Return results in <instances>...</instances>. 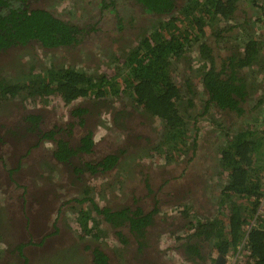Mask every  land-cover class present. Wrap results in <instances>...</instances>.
Instances as JSON below:
<instances>
[{
  "label": "trees",
  "instance_id": "trees-1",
  "mask_svg": "<svg viewBox=\"0 0 264 264\" xmlns=\"http://www.w3.org/2000/svg\"><path fill=\"white\" fill-rule=\"evenodd\" d=\"M34 1L0 0V57L9 56L14 75H21L9 82L5 75L0 77V104L3 101L0 112L9 103L11 107L15 104L10 111L15 118L20 114L18 106L30 111L29 106L15 103L19 100L14 98L22 90L27 91L29 96L40 99L39 107L42 108L32 113L22 112L18 120L20 125L14 123L6 132H0V155L6 153L5 158L0 156V163L2 160H12L14 163L12 169L0 166V186L8 188L10 194L17 196L20 195L18 190L22 188L23 196H26L27 186L20 184L14 176L20 175L25 165L36 161L34 158H41L43 162L53 165L60 162L63 167L61 180L55 182L68 183L69 175L81 179L76 184L79 190L93 174L114 168L118 156L126 153V150L108 151L98 161L96 156H92L96 146L94 134L104 124V103L111 102L114 98L131 96L137 105L161 120L164 136L162 143L159 142L156 147L161 156L167 153L161 147L162 144L171 148L170 150L184 151L188 135L186 125L190 116L194 115L192 122L197 124V119L205 113L204 110L209 106L214 107L223 112V117L232 118L238 123L234 124L235 131L232 134L227 130L233 126L231 123L221 128V132L219 130V138L222 141L225 138L227 142L220 147L218 162L223 172L226 171L228 179L221 187L217 215L210 221L199 219L196 222L197 228L193 236L200 238L199 244L185 243L183 248L197 262L206 259L214 264L217 255L225 254L230 259L233 258L234 264H264V220L260 212L263 208L261 203L264 190L260 181L262 167L259 166L264 156V128L256 134L253 130H247L252 123L247 117L251 116L249 113H254L255 104L250 103V83L242 71L244 67L256 62L259 54L264 52V1L185 0V5L176 7L177 0H100L98 5H103V15L114 12L117 18L125 20V24H131L132 29L138 27L142 30L140 20L146 17L153 20L169 17L167 20H159L147 35L139 36L137 46L128 53L118 55L119 52H116V55H112L111 66L115 70L114 74L108 76H95L83 71V67L74 68L75 63L81 61L80 46L84 42L93 43L90 38L95 37L93 34H100L102 25L97 28L76 18L62 16L58 9L36 6ZM116 4H123L125 9L120 6L116 10ZM248 6L260 13L254 22L248 18ZM127 10L131 13L127 14ZM257 21H260L263 28L256 34V27L253 25ZM222 22L230 27L241 28L238 30L243 33L235 38L224 39L230 29H223ZM114 26L119 29L122 25L114 21ZM124 31L126 30L123 28L121 33ZM134 33H138V30ZM199 36L203 40H213V44L202 42L198 54H188L192 60L198 61L196 66L199 67L194 69L193 76L202 80L207 95L205 103L198 98V104L204 109L201 113L195 110L196 93L191 91V81H187L188 90H184L189 92V96L184 99L178 87L180 85H177L169 71L175 61H180L182 51L186 50L183 49L185 42L196 40ZM218 39L224 41L218 43ZM35 45H39L42 52H45L43 58L56 55L55 61L48 64L51 67L41 69L42 59L32 61L27 67L21 57L13 60L15 51L30 49ZM90 48L93 50L92 45ZM36 67L40 69L35 71ZM53 95L65 104H70L67 118L69 124L64 125L54 113L49 114L47 107L42 104L44 97L50 96L51 100ZM106 95L108 98L104 100ZM85 96L89 98H84ZM114 112L110 111V120L117 117ZM253 115L256 122L264 124L263 115ZM5 117L0 113V127H3ZM72 117L78 120L77 125L74 123L77 127L74 134L68 129L72 126ZM14 138L28 139L22 143L24 151L18 156L11 150V139ZM36 149L38 151H34ZM172 157L170 153L164 156L167 160ZM19 177L22 178L21 175ZM92 189L86 183L79 196L73 198V201L80 204L75 212L80 218L81 236L99 231L95 228L98 221L91 226L89 224V221L98 220L92 213L100 216L101 224L106 222L117 227L125 223L142 232L145 225L152 224L157 216L156 208L145 212L141 208L112 209L108 205H102L97 199L89 197ZM26 197L30 198L32 205L40 203L29 195ZM244 237L245 246H239ZM189 238L191 235L186 237V242ZM208 240H213V245L208 246ZM97 252L98 264H105V255L100 250Z\"/></svg>",
  "mask_w": 264,
  "mask_h": 264
},
{
  "label": "flooded vegetation",
  "instance_id": "flooded-vegetation-1",
  "mask_svg": "<svg viewBox=\"0 0 264 264\" xmlns=\"http://www.w3.org/2000/svg\"><path fill=\"white\" fill-rule=\"evenodd\" d=\"M99 1L100 0H93L92 2H95L94 5L91 1H89V6H86L89 10L85 11L84 15H82L83 17H81V22L85 24L90 23L97 28H100L102 25L103 30L100 34H93L95 37L90 38L93 43L85 44L84 42L83 45L80 46L79 54H81V61L79 63H75L74 68L78 67V69H81L83 67V71L94 74L95 76H108L114 74L113 70L115 69L111 66L112 58L108 62V67H102V60L105 59V56L108 57L107 50L110 51L111 48L117 49L114 52H119L118 55L128 53L131 49L137 46V41L139 40L138 37L143 34L147 35L152 27H155L159 23L160 19L153 20L146 17L145 19L140 20L142 30L138 27L136 29H132L131 24H125V20L122 19V17L117 18V15H115L114 12H108V15H103L101 10L103 5L99 6ZM185 3V0H177L176 7H181L182 5H185ZM33 4L55 10V7H53L48 0H35ZM120 6L124 8L123 4H120ZM120 6L117 5L114 8L118 10ZM130 10H127L126 13H131ZM247 13L249 15L248 18L253 22L260 14L250 6L247 8ZM251 13H255L254 18ZM164 19L167 20L169 17L164 16L161 20ZM114 21L121 23L122 26H120L119 29H116ZM221 26L223 29L227 27L230 29L228 34H225L224 39L227 37L235 38L236 32L234 35L232 31L237 30L236 26L230 27L225 22H222ZM123 28L126 31L121 33ZM262 28L263 27L261 26L260 30ZM256 29L255 32L257 34L260 30ZM136 30H138V33H134ZM262 36L264 37V33ZM224 39H218V43L224 41ZM202 42L203 44H213V40H203L200 36L197 37L196 40H188L185 42L186 45L183 49L186 50L182 51L180 61L177 63L175 61L169 71L171 72L173 79L176 80L177 85H180L178 87L179 90L182 91L184 99L189 96V92H186V90H188L187 81L190 80L192 88L191 91H195L196 93L195 99H202V103H205L207 95L205 94L202 80L199 78L195 79L193 76L194 69L199 67L196 66L198 61L192 60L191 56H188L190 53L198 54V48H200ZM94 43L98 44L99 49L94 47ZM87 44L88 46H86ZM91 45L93 50L90 48ZM30 48L34 49L33 52H35V54H37L36 49H38L39 52L43 51L39 45H35ZM211 54L215 55L212 51ZM55 56L56 55H47L43 58L41 54H39L35 61L42 59L43 67L41 69L45 70V68L51 67L48 64L55 61L57 58ZM4 57L9 58L7 55L0 57V64H5ZM15 59L16 57H13L14 61ZM257 61L250 64L248 68L244 67L245 69L243 68L242 71L244 72L247 71L246 69H249L263 72L264 52L259 54ZM31 62L32 61H30V63ZM257 64H260V67H255ZM65 67L68 66L65 64ZM39 69L40 67H36L35 71H38ZM181 70L185 73L184 77ZM180 71L181 73L178 74ZM3 75L10 76L8 73H5L0 75V77ZM251 76L254 77L253 74ZM16 79L17 78L14 77L13 81ZM179 79H181V81H179ZM7 81L9 82L12 80L8 78ZM249 87L251 96L252 89L251 86ZM27 93V91L22 90L18 96L14 98V100L18 98L19 101H16L15 103L29 106L30 111L23 106H18L20 114L17 118H15V116L10 112L12 111V107H15V104L11 107V103H9L7 107L4 106L1 108L2 110L0 113L6 115V117L3 127H0V132H6V130L14 123L20 125L18 120L22 112L32 113V111L42 109L39 107L41 100L36 99V96H29ZM51 97V100L50 96L44 97V102L42 104L47 107L49 114L52 115V113H54L55 117L60 119L64 125L69 124L67 118L69 115L68 109L70 108V104H65L61 99H57L56 95ZM84 98L89 97L85 96ZM107 98L108 96L106 95L104 100H107ZM2 103L3 101H1L0 105H2ZM254 104H258L260 106L262 105V101L255 102ZM113 110L115 111L114 113L117 114V117L114 120L119 119L118 116L120 115L121 120L116 123L113 121L112 126L116 124L119 130L124 131L121 132V137L116 139L115 143L111 145L107 140L106 135L110 126L109 124L108 127L107 125L104 126L101 124L99 129L94 134V141L96 142L95 145H101L103 147L102 153L100 154L101 156H99L95 150L93 155L96 156V161H98L99 159H102L104 154L108 153V151L117 152L120 151V149H123L126 150V153L122 154L120 157L118 156V162L114 168L107 172L100 173V177L97 181L95 178L98 174H93V176L86 179L84 185H82L79 190V188H76V184L81 179L73 178L68 175V183L61 181V184H58L55 181L59 179L61 180L60 174L63 171V167L60 162L53 165L43 162L44 160L41 158H38V160L34 158L36 161L28 163L20 171L21 174L18 173L22 176V178L19 177L20 175L14 177L20 184L23 183L27 186L26 196L29 195L36 201L39 200L40 203L37 202V204L32 205L30 198L28 199L26 196H23L22 188L21 190H18L20 195L17 196V194H10L8 188L0 186V264H79V258L83 260L81 264H98L99 252L97 251L99 250L105 255V264H212L210 263L211 261H207L206 259L197 262L192 255H189L184 251L183 246H185V243L199 244L200 238H194L193 236V233L197 228L196 222L199 221V219H203V221H210L217 215L214 211L218 210L213 209L212 214H210V211L204 214H197L193 213V207L188 208V206H184L182 209L172 212L173 216L171 215L170 217L165 218L159 215V193L157 194L158 190L156 191L153 188V181L149 175V169L152 166L159 172L160 175L165 176L164 174L168 166L157 167L152 163H149L146 158H148L150 154L160 157L161 160L165 159L166 161L173 163L177 162L179 157H176L173 153L168 152L171 148L165 146L164 144H162L161 147H163L164 151L170 153L173 157L171 160H167V158H164L167 153H164L163 156L160 155V151L156 147L159 142L162 143L163 141L164 129L161 126L160 129L162 134H160L158 137L159 139H156L154 144H151L148 148L143 149L144 152H141V148L138 150L137 147L140 145L139 141L145 143V141L150 138L148 131H150V133L151 130L154 131L157 126L156 122H161V120L147 113L142 107L133 101V98L131 99V96L130 98L125 96L124 98L119 97L115 102ZM214 110L218 111L216 108H214ZM219 112L220 115L223 114L222 111ZM262 115L264 118V109ZM70 121L72 122V126L68 129L71 131V134H74L77 131V127L74 123L77 125L78 120L77 118L72 117ZM261 126L264 128L263 123ZM230 130L231 128L228 129L229 132ZM194 140L195 139L193 138L191 144L192 154H187L188 161L192 160V156L197 155L194 153V150H198L196 145H194V143H196ZM11 141L13 143L11 150L18 156L24 151L22 143L28 141V139L14 138L11 139ZM109 146L110 148H108ZM188 146L189 145H186L184 151L176 153L180 154L187 151ZM34 151L38 150L36 149ZM34 153L37 154V152ZM141 153H144V155H142L139 161L136 162L135 159L141 156ZM4 155H6V153L0 156L5 158ZM38 156H42V154H38ZM144 156L145 158L141 160ZM262 160L264 161V157ZM214 161L215 157H213V164H210V167L213 169H215ZM262 164L264 168V163ZM13 165L14 163L12 160H2L0 163L1 167H6L7 169H12ZM206 167L208 168V166ZM36 169L37 171H35ZM199 169L201 172L196 174V176L200 178L203 175V165L202 167L199 166ZM204 170L206 171L207 169L204 168ZM126 172L131 173L127 176ZM224 173L226 175V171ZM260 181L261 183L263 182L262 187L264 188V179L262 177H260ZM86 183L87 185H91L93 188L92 191L89 192V197L97 200H99V198L95 197V193H97V195H101L107 188L113 190L112 192L110 191L112 199L108 202H105L107 199H103L102 201L105 203H101L102 205H108L112 209L130 207L132 210L141 208L143 211L148 212L156 208L157 216L154 219V222H152V224H146L143 229L144 231L142 232L141 230L138 231V229L134 230L129 226V224L126 225L125 223L117 227L107 224L106 222L101 224L100 216H94L92 213V215L98 218V220L95 219L93 221H89V224L91 226L95 223V221H98L99 224H97L95 228H98L99 231L95 234L81 236V229L79 225L80 218L76 214L77 211L75 212L74 210V216L71 220L68 212L71 209H75L76 204H79L75 200L73 201V198L79 196V193L82 192ZM114 186L117 188L116 190L114 189ZM209 187H211V185H209ZM221 187L219 189V193H217L219 195V200ZM139 190L142 192L140 195H138ZM114 192H116L117 195H113ZM38 195H40V197H36ZM219 200L217 201V205H219ZM261 204H263V208L260 209V212L261 217L264 220V198ZM31 209L37 213V217L33 219V221L28 217V211ZM22 214L24 222L21 223L18 221V217ZM168 225L171 232H168V236H164L165 233L162 232H166L165 228ZM188 235H191V238H189L186 242V237ZM168 239L172 240L166 242V245H164V243L161 244L162 241ZM245 244L246 237L242 239L239 246H245ZM207 245H213V240H208ZM74 247H77V249L74 250ZM220 256H224L223 264H234L233 258L230 259L229 256L225 254L217 255L214 264L217 263ZM35 259H37L38 263L34 262Z\"/></svg>",
  "mask_w": 264,
  "mask_h": 264
},
{
  "label": "rangeland",
  "instance_id": "rangeland-1",
  "mask_svg": "<svg viewBox=\"0 0 264 264\" xmlns=\"http://www.w3.org/2000/svg\"><path fill=\"white\" fill-rule=\"evenodd\" d=\"M48 1L49 3H51L53 7H55V9L59 10L62 16H66L69 18H76L78 21L80 19L81 21L82 20L81 17H83L82 15H84L85 11L89 10L86 6H89L90 4L89 1L92 2L93 0H48ZM92 3L93 5L95 4V2H92ZM251 14L254 18L255 13H251ZM259 16L260 14L257 16L256 20L259 18ZM259 23L260 21H257L253 26V27H257V30H260V27H261ZM238 29H241V28H238ZM238 29L236 31L233 30L232 33L234 35H235V32H236V35L243 33L241 30H238ZM243 30L246 31L245 29ZM248 32H251V30H249ZM248 32H246V34H248ZM94 47L98 48L99 46L97 43H94ZM33 50L34 49H31V48L30 49L28 48L20 49L17 52L15 51V57L16 58L21 57L22 59H24L26 62V67H27V65H31L30 61H35L39 54H41V56L43 57V54L45 53V52H39V50L36 49L37 54L34 55L32 53ZM116 50L117 49H113V48H111L110 51L107 50V53L109 55L107 54L108 57L105 56V59L102 60L101 62L102 67L104 68L108 67V62L112 58V55H116L115 54L116 52H114ZM9 59L10 58H5L4 59L5 64L3 63L0 64V75L8 73V75L10 76H6V77L10 78L11 80H13L14 77L19 78V76L21 75L20 74H18V76L17 74L14 75V72L12 71L13 67L10 64ZM259 65L260 64H257V66L255 67H260ZM246 70L247 71H244L243 74L249 77V83H250L249 86H251V89H252V93H251L252 97L250 96V99H251L250 103L254 105L255 102L262 101V105L260 106L258 104H255L254 113H249L251 114V116L247 117L249 120H252V123L251 125L247 127L248 129L247 128L246 129L253 130L254 134H256L261 131L262 126L259 122L255 121L254 119L255 116L253 114H257L261 116L263 113V109H264V71L260 72L258 70H249V69H246ZM181 71L184 77L185 73L183 70ZM181 71L178 74H180ZM252 74L254 77L251 76ZM122 97L124 98V96ZM117 99L118 98H114L110 103H104L106 108L104 109L105 114L102 116V118L104 119V124L102 125L104 126L107 125L108 127V124H109L110 126L108 132H106L107 133L106 135H107V140L110 142L111 145L115 143L116 139H119L121 137L122 135L121 132L124 131V130L122 131L119 130L116 124L112 126L113 121L114 123H116L121 120V115L118 116L119 119L117 120L109 119L110 111L114 109L112 107L115 106V102ZM195 100L197 103L195 110L201 113L204 109L200 107V104H198V99H195ZM204 112L205 113L201 114L198 117L197 124H194L192 122L194 120L193 114H192L193 118L190 116V118L188 119V124L186 125L188 139L184 143V145H189L187 147V151L180 153V154L176 153L177 151L175 150L168 151L170 153H173L174 156L179 157V160L177 162L171 163V162L166 161L164 158H163L164 160H161L160 157H156L150 154L148 158H146L149 163H152L153 165L157 167L168 166L164 174L165 176L160 175L159 172L156 169H154L152 166L149 169L150 171L149 175L151 176V180L153 181V188L156 191L158 190L157 194L159 193L158 200L160 201V203L158 206V209H159L158 212L160 216H163L165 218L170 217L171 215L173 216L172 212H176L177 210L182 209L184 206H188V208L193 207L194 209L193 213L204 214V213H207V211H210V214H212L213 209L216 210L217 201L219 200V195L217 193H219L220 187L227 181V175H225L224 173L225 171L223 172L218 162L219 156H220V147L224 146L227 141L225 138H223V141L222 139L219 138V135H220L219 130L221 132V128L231 123L233 124V126L229 127L231 128L229 133L232 134L235 131L234 124H238V123L236 122V120L232 118L223 117L222 114L220 115L219 111H215L214 108L212 107L211 108L207 107L206 111ZM156 124L157 126L155 127L154 131L151 130L152 134L150 133V131H148L150 138H148L145 141V143L142 141H139L140 145H138L137 149L139 150L141 148V152H144L143 149H146L151 144H154L156 139H159L158 137L160 136V134H162L161 129H160L161 122L157 121ZM193 138L195 139L194 141L196 142L194 143V145H196V148L198 149L197 151L194 150V153L197 155L192 156V160L188 161L187 154L189 153L192 154L191 144H192ZM102 148L103 147L101 145L99 146L96 145L95 150L99 154V156H101L100 154L102 153ZM142 155H144V153H141V156L137 157L135 161L138 162L139 159L142 157ZM213 157H215V161H214L215 169L210 167V164H213L212 163ZM144 158L145 156L141 160H143ZM206 163H209V164H206ZM262 163H264V161L262 162L260 161L259 166L262 167V170H261L262 173L260 172V174H261V177L264 179V168H263ZM202 165H203V175L201 174L202 176L199 178L196 176V174L201 172L199 171L200 170L199 166L202 167ZM206 166H208V168ZM148 168H149V165H148ZM204 168L207 170L205 171ZM130 173L131 172L129 173L126 172V175L129 176ZM179 175H182V176H179ZM99 177L100 175L98 174L95 180L97 181ZM209 185H211V187H209ZM114 189L116 190L117 188L114 186ZM110 191L112 192L113 190H111L110 188L109 189L107 188L104 191V193L101 195H97V193H95V197L99 198V200L97 201L99 203H102L103 199L104 200L107 199L105 202H108L109 200H111L112 197L110 196L111 195ZM141 193L142 192L139 190L138 195H140ZM113 195H117V193L114 192ZM79 205L80 204H76L75 208L77 206L79 207ZM74 210L75 209H71L68 212L70 220L74 216ZM214 213L217 214V211H214ZM93 215L95 216L96 214L93 213ZM28 217L33 221V219L37 217V213L33 209H31L30 211H28ZM18 221H20L21 223L24 222L23 214L19 215ZM165 230L166 232H162V233H165L164 236H168V232H171L169 225L165 228ZM171 240L172 239L162 241L161 244L164 243V245H166V242L171 241ZM73 249L75 250L77 249V247H74ZM34 262L38 263L37 259H35ZM82 262L83 260L79 258L78 263L81 264Z\"/></svg>",
  "mask_w": 264,
  "mask_h": 264
},
{
  "label": "water",
  "instance_id": "water-1",
  "mask_svg": "<svg viewBox=\"0 0 264 264\" xmlns=\"http://www.w3.org/2000/svg\"><path fill=\"white\" fill-rule=\"evenodd\" d=\"M223 262H224V256H220L216 264H223Z\"/></svg>",
  "mask_w": 264,
  "mask_h": 264
},
{
  "label": "built area",
  "instance_id": "built-area-1",
  "mask_svg": "<svg viewBox=\"0 0 264 264\" xmlns=\"http://www.w3.org/2000/svg\"><path fill=\"white\" fill-rule=\"evenodd\" d=\"M263 153H264V147H263Z\"/></svg>",
  "mask_w": 264,
  "mask_h": 264
},
{
  "label": "bare ground",
  "instance_id": "bare-ground-1",
  "mask_svg": "<svg viewBox=\"0 0 264 264\" xmlns=\"http://www.w3.org/2000/svg\"><path fill=\"white\" fill-rule=\"evenodd\" d=\"M243 213V212H242ZM245 215V214H244Z\"/></svg>",
  "mask_w": 264,
  "mask_h": 264
}]
</instances>
